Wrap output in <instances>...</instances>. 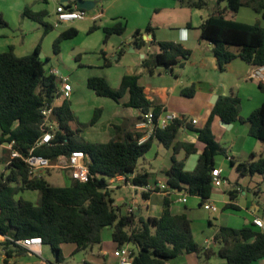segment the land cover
Listing matches in <instances>:
<instances>
[{
	"label": "trees",
	"instance_id": "1",
	"mask_svg": "<svg viewBox=\"0 0 264 264\" xmlns=\"http://www.w3.org/2000/svg\"><path fill=\"white\" fill-rule=\"evenodd\" d=\"M175 1L199 10L207 7L205 0ZM243 7L261 14L264 20V0H218L214 13L200 26L201 39L214 45L213 52L221 70L237 57L249 65L264 66V26L237 21L235 15ZM23 16L44 26V35L53 30L52 25L44 22L48 16L45 11L35 12L27 7ZM6 26L7 22L0 15V28ZM103 30L107 42L114 34L123 35L126 23L117 20ZM153 31L150 25L144 31L136 30L133 35L135 45L145 46L143 34ZM77 34L78 30L73 27L62 32L54 42V54L59 55L61 43ZM159 47V53L143 61L149 73L154 67L171 70L179 59L186 60L191 54L190 50L175 42H160ZM41 52L39 43L27 56H18L13 45L0 53V143L15 141L16 148L23 153L30 151L40 138L41 110L59 88L58 77L45 70ZM105 66H111L106 59ZM87 86L96 95L143 115L151 111L156 116L161 113L160 107L147 98L136 75H125L116 89L103 76L89 78ZM260 88L264 92V85L261 84ZM240 112L241 100L238 97L218 99L205 127L195 130L198 140L204 144L196 168L187 171L184 163L172 156V166L166 172V183L171 189L184 190L202 202L211 198L215 158L226 155V150L213 133L216 118L228 125L237 121L247 125L248 134L264 146V103L245 119ZM55 116L53 141L50 145L36 148L35 153L56 159L75 150L83 151L90 158L92 178L87 183L71 181L66 186H55L45 178L30 177L21 161L12 162L8 166L9 174H0V235L5 237L0 245L7 259L26 254V250L13 241L41 237L43 244L51 248L57 262H60L63 244H74L75 252L86 250L102 243V232L106 228L112 229V240L117 248L128 243L133 246V264H169L179 256L203 251V247L194 240L191 219L185 213H173L168 196L160 217L144 218L137 212H122L121 207L115 205L113 189L107 187V179L119 174L134 176V183L142 187L150 184L149 173L138 172L137 166L155 141L167 149L174 148V153L180 148L187 154L195 153L194 145L179 142L180 130L186 124L184 120H175L166 128H156L143 143H139L142 132L122 126H115V135L108 142L92 143L73 126L75 117L70 100L55 109ZM99 116L100 110H95L91 125L97 123ZM231 163L241 176L258 174L264 177V157L256 159L252 155L246 162ZM26 190L39 193L38 204L17 198ZM151 194L142 192V198L148 200ZM231 196L234 197L232 193ZM226 209L238 210V207L229 204ZM214 241L220 244L218 255L227 264H253L264 258V233L253 222L238 229L222 226ZM7 259L4 260L6 264Z\"/></svg>",
	"mask_w": 264,
	"mask_h": 264
},
{
	"label": "rangeland",
	"instance_id": "2",
	"mask_svg": "<svg viewBox=\"0 0 264 264\" xmlns=\"http://www.w3.org/2000/svg\"><path fill=\"white\" fill-rule=\"evenodd\" d=\"M74 1L75 0H68L63 3L62 0H0V15H2L7 22L6 27L0 28V53L6 51L8 46L14 45L16 47L15 53L18 56H27L34 51L37 43H41V53L44 55L45 70L49 71L54 68L58 74L69 78V82L73 89L70 99L71 110L75 117L73 126L78 128L80 134L89 142H108L112 138L113 129L116 124H119L117 120H114V118L116 119V112L109 107V103H112L113 100L96 95V93L87 86V81L93 76L108 77L111 82L110 84H112V88L116 89L118 78L126 69L124 64L117 66L112 56L110 60L114 66H105L102 57L104 51L113 55L118 46L128 42L133 36L134 28L138 24L146 26L150 24V22H159V24L163 25L157 27V30L163 34L170 33V30L164 26L165 19L170 13H173L177 21L182 22L183 19L188 18V20L193 21L195 26H199L202 19L214 13L217 8L218 0H205L207 7L203 10L181 5L175 0H142V2L146 4V7L149 8L147 13L144 14V20L142 18V21L139 20L140 16L138 13H126L127 15H125V17L116 18V16H118L117 14H120V11L114 9L95 22L91 21L90 17L94 14L96 15L103 12L102 10L105 9V4H108L111 0H88L95 3V8L91 11H87V19L60 24L56 27L55 13L57 6ZM155 2H159L163 6L161 14H156L154 9L151 8ZM26 7H30L31 10L35 12L46 11L48 16L44 18V22L52 25L53 30L44 35V26L23 16V10ZM172 7L174 9H172ZM117 20H122L126 23V32L123 35L114 34L110 36L106 42V34L103 28L111 26ZM72 27L78 30L77 36L62 42L60 45V54L55 55L54 42L56 38L60 33ZM94 27L95 29H92ZM144 28L145 27H143V29ZM78 50H83L81 55L77 54ZM158 51L159 45L153 44L150 52L155 53ZM125 55L126 57H133L135 59L138 57L137 55L128 53ZM144 82L145 80L143 79L142 84ZM95 110H100V116L97 123L91 125L90 122L94 117ZM121 110L124 111L122 112L123 115L128 116L126 110H123V108H121ZM244 127H247V125ZM156 154L160 156L169 155L168 163L171 164L170 156L172 152L159 142L145 154L144 158L149 164L151 163L154 165ZM218 159H221V157H218ZM7 160L8 155L0 152V174H9L10 169L7 166ZM146 170L149 172V182L151 185L155 184V180H162L164 182L167 179L165 172H161L159 168L147 167ZM44 178L55 186H66L70 182L65 172L57 170H50ZM223 179L224 183L222 186H214L213 197L211 199L202 202L201 206H199V204L188 206V215L191 219L195 242L201 247H208L206 243H204L205 240L208 239L209 247L217 254L220 246L214 242L212 235L222 226L238 229L249 225V217L246 211L248 201L250 204H254V207L258 208L257 213L264 220V185L261 191H258V189L250 191L249 196L240 195L236 200L240 209L234 211L226 209L220 199L227 195V192L230 190L247 186L249 180L247 177L241 176L236 170V167L230 166L229 162L223 171ZM20 197L34 204H38L40 201V195L37 191L26 190L17 196V198ZM112 197L115 200V204L121 207L122 212H126L128 206L133 205L136 207V210L139 209L143 216L146 217V204L141 193L134 194L130 189L117 188L112 192ZM213 207H216L218 211L214 212L212 210ZM182 208L184 210L183 205ZM102 237V243L93 246L95 256L92 255L89 248L80 252H75L76 246L74 244H63L61 247L62 254L60 262H57L51 248H49V254L45 253L43 258L57 264H83V260L92 261L96 257H101V259H103V254L101 253V250H103L107 252V255L104 256L105 263L102 264H118V259L114 256L117 244L112 240V229H104ZM203 251L200 264L227 263L226 260L219 255H211L208 257ZM5 258L4 250L0 245V264H6L4 262ZM183 259L182 256H179L169 263L180 264ZM32 260L40 261L42 258L33 255ZM9 264L15 263L11 261Z\"/></svg>",
	"mask_w": 264,
	"mask_h": 264
},
{
	"label": "crops",
	"instance_id": "3",
	"mask_svg": "<svg viewBox=\"0 0 264 264\" xmlns=\"http://www.w3.org/2000/svg\"><path fill=\"white\" fill-rule=\"evenodd\" d=\"M67 1L68 0H62L63 3ZM62 5H64L65 7L72 6V8H75L77 6V0ZM151 8L154 9V12L156 14H161L163 10V6L159 2L153 3ZM114 9L120 11V14H117L118 16H116V18L125 17V15H127L126 13H138L140 16L139 20L142 21V18L144 20V14L147 13L149 8L146 7V4L142 2V0H111V2L105 4V9L102 10L103 12H101V17ZM172 9L174 8L172 7ZM96 16L97 14L92 15L90 17V20L94 22L97 21L94 19ZM204 19H202L201 24ZM235 19L246 24H260L264 26V20L262 19L261 14H258L251 8L247 7L241 8L235 15ZM201 24L199 26H195L193 21L188 20V18L183 19L182 22L177 21V19H175V17L173 16V13H170V15H167L164 24V26L170 30V33L163 34L159 32L157 30V27H161L160 25H163L159 24V22H150V24H145L146 26L138 24L134 28V33L136 30L144 31L148 25H150L154 29V31L149 34H143L142 38L147 43L145 46H136L134 43V38L132 36L128 40V42H125L123 45L118 46L113 55H110L105 51L102 55L104 63L106 59L111 63V67L114 66V64L110 60L111 56L114 57L117 66L124 64L126 71L119 76L117 82L118 84L116 86L117 88L120 86L122 78L125 75L138 76L139 83L141 86H143L147 98L155 106L160 107L161 114L175 112L179 114V120L185 121L186 124L181 128L179 133V142L194 145L197 149L195 153L191 154H187V152L183 148H180L176 153H174V148L168 149L172 152L170 156L171 164L168 163L169 155L160 156L159 154H156L154 165L151 163L149 164V162L143 157L138 163V172L149 173L146 170L147 167H156L159 168L161 172H165L166 174V172L172 166L173 155L178 161L184 163L185 170H194L204 149V144H202L198 140V134L195 130L203 129L205 127L212 114L214 106L220 97H238L241 100L240 115L244 119L249 117V115L255 109H257L264 103V92L260 88V85L264 84L261 83L260 76L257 75V72H260V74L264 75V66H252L244 62L240 57H237L232 62L228 63L225 66L224 70H221L218 64V60L213 52L214 45L209 41L201 39ZM143 27L145 28L143 29ZM160 42L179 43L184 48L190 50L191 54L186 60L179 59L177 64H175L171 70H167L164 67H154L152 68V72L149 73L148 70L143 66V61L144 59L150 58L152 55L160 52V47L158 52H150L151 46L153 44L159 45ZM38 44L39 43H37L36 46ZM14 48L16 52V47L14 46ZM234 51L237 53L236 50ZM82 52L83 50H78L77 54L81 55ZM126 53L137 55L138 57L136 59L133 57H126ZM53 70L54 68L52 70H49L48 72H51ZM106 79L109 81V83H111L108 77ZM143 79L145 80V82L142 84ZM110 85L112 86V84ZM191 89H193V91ZM184 90L186 92H184L183 94L182 92ZM113 102L109 103V107L114 112H116V119L114 118V120H117L119 122V124H116V126H122L125 129L131 131L136 130L138 132H142L143 135L140 138L139 143H143L151 135H153L154 130L144 124L146 118L143 114H141L140 111L128 109L125 108L122 104ZM121 108L128 112V116L122 114V112L124 111H122ZM194 120H196L197 122L193 123ZM244 126L245 125H243L240 121L232 123L231 126H225L223 125V122L220 120V118H216L215 120L213 133L218 142L226 150V155H218L215 158V169L221 171L222 178L223 171L226 168L228 162L230 163V166L234 167L231 162H246L251 159L252 155H255L256 159L264 157L263 144L256 138L249 135L248 128ZM114 134L115 129H113L112 137L114 136ZM157 142L158 141H155L153 143L152 148L156 145ZM218 157H221V159H218ZM245 177H247L249 180L248 185L245 186L246 188L243 186L239 187L238 189L230 190L227 192V195L223 196V198L220 199V201H222L225 205V208H227V205L233 204L238 207V209H240V206L236 201L240 195L249 196V192L253 189H258V191L262 190V186L264 185L263 176L256 174L254 176ZM162 182V180H155V184ZM166 182L167 179L163 183ZM70 183L71 180L67 185H69ZM138 193H141L142 195L141 191H136L134 194ZM231 193L234 197L231 196ZM166 196L167 195L162 191L153 192L148 200H144L147 209L146 217L143 216L139 209H137L135 212H137V215H141L144 218L160 217L165 209ZM212 197L213 193L211 195V198ZM167 201L170 204L171 211L175 214L185 213L188 215V206L197 204H199V206L202 205V200L199 197L190 196L184 190L169 195ZM182 205L184 207V210L182 208ZM246 211L247 216L249 217L250 224L251 222H253V219L255 217L263 220L257 213L258 208L254 207V204H250L249 201L248 206L246 207ZM218 232L219 230H217L212 235L213 239L215 237V234ZM4 239L5 237L0 235V242L4 241ZM204 243H206L208 247H203V252H205L208 257L211 255H218L212 250V248L209 247L208 239H206ZM215 243L220 246L219 243ZM49 248V246L43 244L41 249L42 260L40 261L32 260V256L35 254L28 253L27 251L25 255L14 256L8 259L5 256V259L8 260V264L11 261H14L15 264H57L43 258L45 253L49 254ZM89 249L91 250L92 255L95 256L93 252V246ZM101 253L103 254V259H101V257H96L92 261L83 260V264L105 263L104 256L107 255V252L101 250ZM201 254L202 252L198 254L194 253L182 255L184 259L180 264H200V261L202 260ZM254 263L264 264V258Z\"/></svg>",
	"mask_w": 264,
	"mask_h": 264
},
{
	"label": "built area",
	"instance_id": "4",
	"mask_svg": "<svg viewBox=\"0 0 264 264\" xmlns=\"http://www.w3.org/2000/svg\"><path fill=\"white\" fill-rule=\"evenodd\" d=\"M56 24H65L69 22L85 20L88 18L87 11L79 9L77 6L75 8H67L64 5H59L56 8ZM102 13H98L94 18L95 20L100 19ZM50 73L54 74L59 79V88L54 93V96L51 101H48L44 104L41 115L42 122L40 124L41 136L37 140L36 145L30 149L27 153L21 152L16 148L15 141L8 143H0V152H3L8 155L7 166L11 165L14 161H21L25 164L28 169L29 175L32 178H44V176L50 170H57L65 172L68 175L69 180L78 181L80 183H87L92 178L89 169L90 158L89 156L80 150H75L69 154H63L58 156L56 159H50L43 155L36 154L35 149L44 145H50L54 139L53 129L56 126V116L55 109L61 105L64 101L70 100L72 97V86L69 82L67 76L58 74L57 71L53 70ZM257 75L260 76L261 83L264 84V75L257 72ZM144 117L146 121L144 124L155 130L156 128H166L173 121L179 120V114L175 112L171 113H160L156 116L152 111L148 114H145ZM197 121L194 120L193 123ZM213 176V185L216 187L222 186L224 183L223 178L221 177V171L215 169L212 172ZM108 189H117V188H127L132 190L134 193L136 191L149 192L153 193L156 191H162L167 196L180 192L179 190L171 189L167 183H156L148 184L146 186H139L134 183V176H128L124 174H119L114 177L107 179ZM186 192V191H185ZM187 193V192H186ZM188 194V193H187ZM128 212L133 213L136 211V207L128 206ZM214 212L218 211L216 207H213ZM253 223L262 230L264 233V222L258 217L253 219ZM15 245L25 249L28 253L35 254L41 257L43 241L41 237L25 238L21 240L13 241ZM215 242V241H214ZM133 246L128 243L120 248H117L114 252V256L118 259V264H133Z\"/></svg>",
	"mask_w": 264,
	"mask_h": 264
},
{
	"label": "water",
	"instance_id": "5",
	"mask_svg": "<svg viewBox=\"0 0 264 264\" xmlns=\"http://www.w3.org/2000/svg\"><path fill=\"white\" fill-rule=\"evenodd\" d=\"M77 7L79 9H83L86 11H91L95 8V3L92 1H88V0H77ZM40 58H44V55L41 53L40 54ZM223 125L228 126V124L223 123ZM231 126V124L229 125Z\"/></svg>",
	"mask_w": 264,
	"mask_h": 264
}]
</instances>
